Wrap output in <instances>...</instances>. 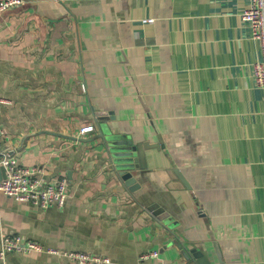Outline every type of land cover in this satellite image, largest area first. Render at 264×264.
I'll list each match as a JSON object with an SVG mask.
<instances>
[{
    "label": "crops",
    "instance_id": "0c3cea01",
    "mask_svg": "<svg viewBox=\"0 0 264 264\" xmlns=\"http://www.w3.org/2000/svg\"><path fill=\"white\" fill-rule=\"evenodd\" d=\"M248 4L24 0L4 12L6 145L65 177L68 196L42 209L0 192V247L18 234L109 264H264V89L251 67L260 44L241 19ZM86 124L95 131L81 137ZM103 131L139 146L133 189ZM6 263L75 264L44 251Z\"/></svg>",
    "mask_w": 264,
    "mask_h": 264
},
{
    "label": "built area",
    "instance_id": "2783aa9c",
    "mask_svg": "<svg viewBox=\"0 0 264 264\" xmlns=\"http://www.w3.org/2000/svg\"><path fill=\"white\" fill-rule=\"evenodd\" d=\"M24 0H0V16L15 7L21 6ZM241 19L249 27L250 37L260 44L261 58L251 64L254 85L264 89V0H249L248 7L241 12ZM153 19L145 21L152 22ZM1 102V99H0ZM95 131L93 124L83 125L78 134L81 137ZM9 137L7 129L0 126V166L4 168V176L0 179V192L21 202H31L42 209L56 207L62 209L67 201L68 180L65 177H50L45 175V169L40 165H23L19 158L6 145ZM44 251L66 257L75 264H109L106 255L93 252L59 250L46 247L33 239L22 235L8 234L2 239L0 258L6 263L8 253ZM158 251H151L140 256L141 260L157 257Z\"/></svg>",
    "mask_w": 264,
    "mask_h": 264
},
{
    "label": "water",
    "instance_id": "95a60500",
    "mask_svg": "<svg viewBox=\"0 0 264 264\" xmlns=\"http://www.w3.org/2000/svg\"><path fill=\"white\" fill-rule=\"evenodd\" d=\"M102 136L104 150L114 170L124 183L133 189L137 181L133 171L145 168L139 146H133L131 141H124L121 137L108 134L106 131H103ZM3 176L4 168L0 166V179ZM220 262L223 264L221 260Z\"/></svg>",
    "mask_w": 264,
    "mask_h": 264
}]
</instances>
